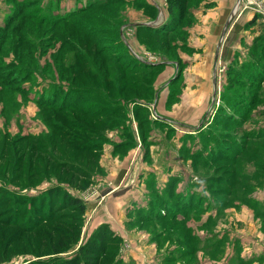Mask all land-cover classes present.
<instances>
[{"label": "rangeland", "instance_id": "374dc122", "mask_svg": "<svg viewBox=\"0 0 264 264\" xmlns=\"http://www.w3.org/2000/svg\"><path fill=\"white\" fill-rule=\"evenodd\" d=\"M0 264H264V0H0Z\"/></svg>", "mask_w": 264, "mask_h": 264}, {"label": "trees", "instance_id": "16d2710c", "mask_svg": "<svg viewBox=\"0 0 264 264\" xmlns=\"http://www.w3.org/2000/svg\"><path fill=\"white\" fill-rule=\"evenodd\" d=\"M39 100H41V99H39ZM50 102H52V101H50ZM53 104L55 105L54 102H53ZM62 104L66 106V103L63 102ZM69 107H75V104L72 103L71 106H69ZM68 205H71L74 208L77 207L80 211L83 210L82 204H81L80 200L77 199V198L70 197L69 202H68Z\"/></svg>", "mask_w": 264, "mask_h": 264}, {"label": "crops", "instance_id": "0c3cea01", "mask_svg": "<svg viewBox=\"0 0 264 264\" xmlns=\"http://www.w3.org/2000/svg\"><path fill=\"white\" fill-rule=\"evenodd\" d=\"M222 12H224V10H222L220 13H218V15L221 16V14H223ZM215 15H217L216 12H215V13H212V14H208L207 17H214ZM225 23H226V20L224 19V21H223V27H222L223 29H222L221 31L224 30ZM205 68H206L205 66H204V67L202 66V68H201L202 71H204ZM197 69H200V67H198ZM213 81H214V79H213ZM201 83H203V81H202ZM213 86H215V85H214V82H213Z\"/></svg>", "mask_w": 264, "mask_h": 264}, {"label": "built area", "instance_id": "2783aa9c", "mask_svg": "<svg viewBox=\"0 0 264 264\" xmlns=\"http://www.w3.org/2000/svg\"><path fill=\"white\" fill-rule=\"evenodd\" d=\"M233 14H235V13H233Z\"/></svg>", "mask_w": 264, "mask_h": 264}]
</instances>
